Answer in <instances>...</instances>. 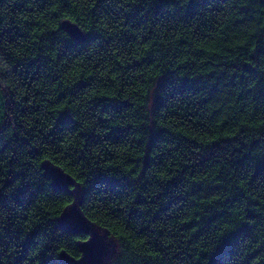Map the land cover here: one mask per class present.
Segmentation results:
<instances>
[{
    "label": "snow or ice",
    "instance_id": "snow-or-ice-1",
    "mask_svg": "<svg viewBox=\"0 0 264 264\" xmlns=\"http://www.w3.org/2000/svg\"><path fill=\"white\" fill-rule=\"evenodd\" d=\"M223 2L228 4V0ZM255 2L233 0L229 6L245 10L244 13L250 16ZM26 3L28 11L39 9L42 23H55V27L46 28L28 45L29 52L34 46L38 50V55L29 59H25L20 52L13 57L15 49L7 45V41L0 42V264H64V258L71 253L65 255L66 250L60 247L59 234L55 229L46 231L51 218L37 207L32 213L38 220L34 224L28 210L37 205L41 196L51 201L71 197L73 199L69 203L62 204L66 211L59 227L82 230L81 222L89 225L79 217L76 209L99 193L101 186H104V191L114 193V203L129 220L141 218L152 224L156 235H152L147 225L143 231L133 226L130 233L133 238L148 233L146 240L129 249L133 258L141 255L139 250L144 244L150 243L153 248L159 249L156 256H160L161 252L170 253L166 260L162 258L163 264H173V260L177 264H239L241 260L244 264H264V231L261 230L264 229V190H261L264 185L260 183L264 181V119L257 125H251L260 131L255 134V142L247 147V155L234 163L226 161L222 166V169L230 167L231 174L217 173L215 184L220 187H201L200 180L185 187L184 192L195 200L194 204H186L185 207L194 209L196 215L182 220L180 213L183 209L177 206L170 211L175 201L169 203L161 196L162 191L164 196L170 195L168 190L177 183L174 179L176 173L146 174L132 167L117 174L113 171L118 168L117 165L105 166L93 159H103L98 150L101 147L110 153L108 144H119L132 124L124 111L132 105L121 102L122 99L128 100L127 96H121L122 89L119 92L98 93L93 89L91 94L80 96L82 89L93 85L92 80L79 84L75 78L68 77L55 91L47 88L45 81L41 80V77L52 73L48 82L60 84L63 72L72 66L76 52L83 51L93 41L98 42L100 37H104L105 44L116 47V52L109 58L113 63L112 71H116L119 65L114 57L123 55L124 51L119 43L135 40L137 33L132 29L140 27V17L147 18L151 14L157 20L162 16L181 20L203 15L210 9L218 11L221 0H26ZM66 13H71V16ZM86 15L95 17L98 27L102 26L105 31L97 34L91 28L73 26L77 19L83 20ZM120 16L125 19L114 26L113 21ZM258 18H264V7L260 8ZM69 19L70 27L61 28L63 21ZM240 19L243 21L244 17ZM119 24H127V27L121 28ZM260 28L264 29V24H260ZM255 41L260 42L257 44ZM246 44H251V50L242 48L241 61L247 67L239 69L232 88L239 89L236 95L246 104L250 101L255 106L254 112L264 115V31L254 32ZM151 47L148 44L145 52ZM68 52L72 55H66ZM80 64L87 67L83 60ZM54 65L61 66L62 71L55 72ZM101 66L97 61L94 67L98 70ZM88 75L92 77L94 73L89 72ZM102 75L107 77L108 72ZM157 75L161 78L154 88L143 92L141 104L132 110L131 116L137 121L138 130H143L146 122L154 124L160 96L183 92L188 88L198 92L205 87L195 80L178 79L175 70L167 75ZM25 81H39L36 90ZM113 81H117L116 75L102 83L115 89ZM21 88L24 91L17 95ZM36 97L44 101L43 108L33 104ZM143 101L151 107L146 108ZM240 111H246V108ZM32 112L38 115L28 119V114ZM249 115L250 119L255 118ZM25 120L27 122L22 123ZM194 150L199 151L198 148ZM179 175L183 176V172ZM183 183L187 184V177H184ZM204 191L211 195V199L195 196L196 192ZM161 202L165 207L160 210L167 213L166 219L180 220L195 235L181 243L179 236L182 234L179 231L173 233L171 228L167 231L156 228L155 222L160 220V216L153 214L158 212L157 205ZM69 210H75V213ZM190 221L199 223L192 224ZM161 237L171 239L163 243ZM238 237L247 241L246 248L237 242ZM106 238L107 233L92 231L94 242L113 243ZM173 243L175 246H172Z\"/></svg>",
    "mask_w": 264,
    "mask_h": 264
},
{
    "label": "trees",
    "instance_id": "trees-1",
    "mask_svg": "<svg viewBox=\"0 0 264 264\" xmlns=\"http://www.w3.org/2000/svg\"><path fill=\"white\" fill-rule=\"evenodd\" d=\"M232 3L233 0H228V4H224L221 0L217 6L218 11L210 9L203 15L188 16L181 20L163 16L157 20L151 14H148L147 18L140 17L142 21L140 27L132 29L137 33L135 40L129 39L119 43V47L124 51L123 55L114 57L115 63L119 65L116 71H112L113 63L109 59L112 53L116 52V47L105 44L104 37H100L98 42L93 41L83 51L76 52L72 66L63 72L60 84L48 82L52 73L41 77V80L45 81V86L53 91L68 77L75 78L79 84H87L88 80H92L93 85L82 89L80 96H84L85 93L91 94L93 89L97 93L119 92L122 89L121 96H127L128 100L122 99L121 102L132 105V108L124 109L127 119H131L132 124L126 129L125 136L119 144H108L110 153L101 147L98 150L103 159L99 160L97 157L93 159H97L105 166L117 165L118 168L113 169L117 174L132 167L146 174L176 173L174 179H177V183L168 182L172 184V188L168 190L170 195L164 196L162 191L161 196L169 203L175 201L170 211L177 206L183 209L180 213L182 220H188L189 216L196 215L194 209L185 207L186 204L195 203V200L184 192L185 187L194 184L195 180L201 181V187H220L215 184L217 173L223 171L231 174L230 167L226 166L222 169V166L226 161L234 163L247 155V147L255 142L257 138L255 134L260 131L251 125H257L261 119H264V115L254 112L255 106L250 101L246 104L236 95L238 88H232L236 83L235 77L239 69L247 67L241 61L242 48L247 47L251 50V44H246V41L252 39L254 32L258 34L264 31L260 28V24H264V18H258L264 2L256 0L250 16L244 13L245 10L230 7ZM66 14L71 16V13ZM242 16L243 21L240 19ZM124 19V16L118 17L117 21H113V25ZM101 20L104 21V17H101ZM41 21L39 9L28 11L26 0H0V37H3L0 42L7 41V45L15 49L12 52L13 57L16 56V52H20L25 59L38 55L37 48L34 46L29 52L28 45L32 44L46 28L55 27V23ZM66 21L71 22V19ZM76 25L81 29L91 28L97 31V34L105 31L102 26L98 27L95 17L91 15H86L83 20L77 19ZM119 27L125 28L127 24H119ZM255 42L258 44L260 41ZM148 44L152 47L145 52ZM66 55L72 53L68 52ZM81 60L87 65L86 68L80 64ZM97 61L102 65L98 70L94 67ZM54 69L57 73L62 71L59 65H54ZM173 70L176 71L178 79L195 80L205 87L198 92L188 88L183 92L177 91L175 94L160 96L154 124L146 122L144 129L138 130L137 121L132 119L131 113L141 104V94L154 88V84L161 78L157 73L167 75ZM89 72H93L94 75L89 77ZM104 72H108L107 77L102 75ZM112 75L117 76V81H113L115 89L111 86L106 87L102 83L106 79L110 80ZM25 82L31 83L33 90H36L39 83V81ZM137 90H140L139 93ZM23 91L24 89L21 88L17 95ZM97 99H100L98 95ZM151 99L156 98L151 97ZM143 103L146 108L151 107L147 101ZM33 104L43 108L44 101L36 97ZM241 108H246V111H240ZM249 114L255 118L250 119ZM35 115L38 113H29L28 119ZM26 122L27 120L22 121V123ZM121 122L126 123V121ZM137 136L140 137L139 140L136 139ZM237 145L240 147L238 148ZM197 148L199 151L194 150ZM181 172L183 176L179 175ZM184 177H187V184L183 183ZM256 179L260 181V177ZM260 183L264 185V181ZM113 196L114 193L104 191V186H101L99 193L79 205L87 220L91 223L95 221L93 224L107 232L115 243L108 264H163L162 258L166 260L170 253L161 252L160 256H156L155 253L159 249L153 248L150 243L144 244L139 250L141 255L133 258L129 249L135 248L148 236L145 232L144 235L133 238L130 234L133 226L143 231L144 226L147 225L152 235L156 233L152 229V224L146 219L129 220L123 210L116 206ZM195 196L199 199H211L207 191L196 192ZM72 199L68 197L62 201H51L41 196L37 205L28 210V215L32 223H38L37 217L32 215L38 207L40 212L50 217L46 231L55 229L59 234L60 247L66 250L65 254L71 253L70 257L78 259L79 243L87 237L65 231L58 225V218L64 210L62 204L69 203ZM164 207L163 202L159 203L158 212L153 214L160 216V220L155 222L156 228L165 231L171 228L173 233L179 231L182 234L179 236L181 243H184L189 236L195 235L191 228L181 224L180 220L166 219L167 213L160 210ZM190 223L196 224L199 221H190ZM160 239L166 243L171 237ZM257 239L259 240L258 235ZM237 242L246 248V240L238 237ZM172 246H175V243ZM149 253L152 255H148ZM173 264L177 262L173 260ZM239 264L244 262L241 260Z\"/></svg>",
    "mask_w": 264,
    "mask_h": 264
},
{
    "label": "water",
    "instance_id": "water-1",
    "mask_svg": "<svg viewBox=\"0 0 264 264\" xmlns=\"http://www.w3.org/2000/svg\"><path fill=\"white\" fill-rule=\"evenodd\" d=\"M62 28L70 27L68 24H71L69 21H63ZM74 27H78L77 25H73ZM46 167V165H45ZM66 209L63 210V212ZM72 214L75 213V210H69ZM63 212L58 218V225L61 221V217L63 216ZM76 212L79 214V217H82L84 222H86L89 226L81 222L82 230L77 227H68L67 229L62 228L65 231L71 232L73 234H82L87 237L86 240L79 243L80 257L78 259L67 256L64 258V264H108L106 263L107 258L109 259L110 253L115 248L114 241L109 237L108 233L98 228L96 225L91 223L87 218L83 215L80 210V206L77 207ZM61 228V227H60ZM92 231H95L97 234L99 233H107V238H110L113 243L107 242H94L91 239ZM106 238V239H107ZM67 255V254H65Z\"/></svg>",
    "mask_w": 264,
    "mask_h": 264
},
{
    "label": "rangeland",
    "instance_id": "rangeland-1",
    "mask_svg": "<svg viewBox=\"0 0 264 264\" xmlns=\"http://www.w3.org/2000/svg\"><path fill=\"white\" fill-rule=\"evenodd\" d=\"M110 254H111V253H110ZM109 257H110V255H109ZM108 260H109V259L107 258L106 263H107Z\"/></svg>",
    "mask_w": 264,
    "mask_h": 264
}]
</instances>
